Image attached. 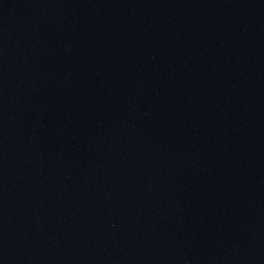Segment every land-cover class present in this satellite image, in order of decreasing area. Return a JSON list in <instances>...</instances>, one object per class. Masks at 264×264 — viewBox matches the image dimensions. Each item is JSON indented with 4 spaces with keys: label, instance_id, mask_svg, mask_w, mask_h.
<instances>
[{
    "label": "water",
    "instance_id": "water-1",
    "mask_svg": "<svg viewBox=\"0 0 264 264\" xmlns=\"http://www.w3.org/2000/svg\"><path fill=\"white\" fill-rule=\"evenodd\" d=\"M0 264H264V0H0Z\"/></svg>",
    "mask_w": 264,
    "mask_h": 264
}]
</instances>
